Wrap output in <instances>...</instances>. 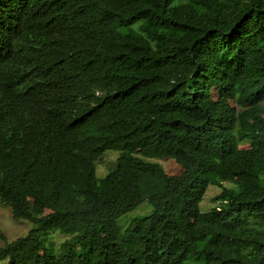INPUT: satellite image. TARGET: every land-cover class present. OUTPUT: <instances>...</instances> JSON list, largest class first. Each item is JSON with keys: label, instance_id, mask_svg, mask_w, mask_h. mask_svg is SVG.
I'll return each mask as SVG.
<instances>
[{"label": "trees", "instance_id": "trees-1", "mask_svg": "<svg viewBox=\"0 0 264 264\" xmlns=\"http://www.w3.org/2000/svg\"><path fill=\"white\" fill-rule=\"evenodd\" d=\"M171 1L0 0V264H264V0Z\"/></svg>", "mask_w": 264, "mask_h": 264}, {"label": "rangeland", "instance_id": "rangeland-1", "mask_svg": "<svg viewBox=\"0 0 264 264\" xmlns=\"http://www.w3.org/2000/svg\"><path fill=\"white\" fill-rule=\"evenodd\" d=\"M183 0H172L171 5H177ZM231 106L236 108L242 107L243 105L238 102L229 101ZM118 152L107 150L105 151L95 163L96 166V180L98 188L100 189L103 185L108 172L114 167ZM165 174L169 176L177 175L181 172V167L169 158L155 159ZM221 187L227 188L236 192L239 187L232 182H222L220 186L208 185L201 200L198 203V209L200 212H207L212 208H217L222 205L221 200H214V197L220 192ZM153 213L152 206L146 201H142L132 210L126 212L116 221L117 227L123 230L127 225L137 219L149 216ZM30 224L24 220H17L11 216L8 206L0 203V246L5 241H11L17 237L26 234ZM66 237L57 232L51 233L47 240V244H51L54 248L58 246L60 242L65 240Z\"/></svg>", "mask_w": 264, "mask_h": 264}]
</instances>
